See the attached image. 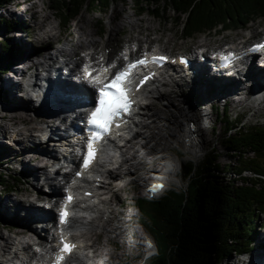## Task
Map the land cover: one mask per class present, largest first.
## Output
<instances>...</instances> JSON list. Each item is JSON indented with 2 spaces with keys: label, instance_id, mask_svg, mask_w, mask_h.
I'll list each match as a JSON object with an SVG mask.
<instances>
[{
  "label": "bare ground",
  "instance_id": "bare-ground-1",
  "mask_svg": "<svg viewBox=\"0 0 264 264\" xmlns=\"http://www.w3.org/2000/svg\"><path fill=\"white\" fill-rule=\"evenodd\" d=\"M35 9L34 4L30 5L28 10H24V14L29 13V11L32 10L34 13L33 16H37V18H35L38 27H44L46 23L50 26V29L45 31L44 36V38L48 37L49 45H53L55 42L60 43V39L64 35V27L62 23L60 26L56 25L54 21H50L52 18L50 17V14L46 13V16H41L40 13L42 12ZM38 14H40V16ZM80 22L81 25H77L70 35L73 37V40L67 39L64 45L55 49L53 48L50 53L53 60L57 62V64H60L61 71L64 72L63 74L66 75L67 79L60 83V88L63 90V98L56 102L51 101L52 106L45 111V115L50 116V120L46 122V126L40 124L37 126V122L34 121V119L37 120V118L35 116L31 118L30 113H28L30 106L26 102H23L22 96L19 95V85L12 79L14 76L11 77L10 73L4 72L3 74L6 77H1V82L3 83L2 88L6 90L9 99L6 97L7 99L5 100L7 101L4 102H6L7 107H5L4 113L0 114V135H9L12 127H17L22 123L28 126L36 123L35 126L26 129L23 133L21 131H16L17 138L15 143L19 142L17 144H19L22 151H29V154L26 155L31 156V159L44 162V165L39 167L46 168L44 171L39 172L42 173L45 178V184L48 185L49 189L54 191L55 197L53 196V198L49 196V194H43L42 196H38L35 201H30V206L28 207V205L25 206V203L28 199H31L34 191L22 190L21 194L23 195V198L8 201L9 205L14 204L15 206H23L24 208H22V212L20 210V215L16 213L11 214L12 219L16 220L19 224V228L12 229V234L9 235V237H6L5 235L3 236L0 233V253L5 255H7V253L11 255L14 254L12 253L14 251V245L19 240H22L20 237L33 234L39 238L41 246H43V254L37 259L38 264L48 263L53 257H55V254L58 251L56 243H58V235L61 229L59 226V213L61 212V205L66 201L68 190H70V192L75 191L79 199L75 208L76 218L71 222L70 227L72 226L71 228L76 229L84 228L89 241L86 248H83L84 246H82V250L72 258L68 264H88V260L92 261L93 264H113L114 260L118 257L116 256L114 259H111L113 261L109 262L107 259L110 258L109 256H111L113 252L105 250L104 247L101 249L102 247H99L100 242L92 240L94 234L104 233V235L111 239H119V236L122 235L126 239L131 238V244H135L132 228H129L130 234L125 232L127 230L125 229L127 224L126 219H124L125 215L122 213L119 214V212L115 210V206L119 204L117 203L118 199L115 196L98 200L97 202H99L100 205L99 209L94 211V213L98 215L93 218L91 222L84 221L88 216L87 210H89L90 206H94L90 205L91 200L88 199L85 201L84 192L94 191L93 189L98 182V178H102L104 175L100 173L101 171H98V168L93 173L84 174V180H78L77 178V173H80L82 168V152L88 140L85 133L87 128V122L85 120V116L88 113L87 107L93 102H96L94 90L87 88L84 89L83 87L81 88L77 84V68L79 67L80 62L87 58L85 53L80 57L82 54L77 50L78 47L79 49H84L86 47L84 52L93 51L96 56L104 55L108 60H112V56H115L118 53L116 46H119L122 39L120 38L121 32L126 31L128 28L131 29V33H134V31L137 30H139L140 34L148 32L146 35V41L145 38L138 39V43L133 49H126L125 53L127 54L129 51L131 58L134 59V55L142 50L143 46L140 47V43H149L151 35L157 32L158 29L155 28L150 21H135L132 17L122 18L119 23H114L110 28V32L108 33V44L105 47H110L111 51L107 52L105 55L97 49L100 45L99 42L93 38L95 31L90 28L88 21H85L83 17H80ZM17 34L18 35L15 36L18 45L24 46L32 42V36L30 33H27L28 36H22L21 33ZM254 35L255 36H251L249 40L244 41L243 44L248 43L251 38L259 37L260 34L255 32ZM83 36H85V39L82 38ZM34 38L35 42L44 41L42 36L40 37L37 35ZM130 38H132V36L128 39ZM114 44L116 46H114ZM196 45L199 51L193 50L187 55L193 62V65H191L192 69L185 70L180 64V57H178L176 64L169 66L171 71L165 72L167 77V79L165 78V88L159 93L162 102H156L152 107L150 105L147 113L148 121L147 119H144L140 124L137 122L136 127L138 128L139 126L141 132H138L136 128V132L132 137L130 144L125 147V150H121L123 151L122 156L124 157L123 162L121 161L123 166L121 165L115 172H110L108 174L110 182L101 183V187L98 186L96 191H102L107 196L114 192L112 189L116 187V181H120L123 186L125 181H127V177H130L132 180L134 179V182L131 183H137L140 181L142 184L151 180H156L157 177H160L162 180V178L167 175L171 176V179H173V173L175 171L170 173V168L172 167L173 162L176 160L179 161V159H183L189 155L194 157L201 154L204 143H208L207 138L211 135L210 131L212 130L215 134L218 119L217 117H214V106L215 104L221 105V103L218 102H227V104L223 105L224 107L231 105L233 108H237L243 105H249L248 101L251 99L252 104L255 105L252 108L253 110H256V114L264 112V73L253 74L252 79L251 77L247 80L242 78L247 71L246 69H252L255 67L254 65H251V61L256 60L257 64H259L258 66L264 67L258 62V56L251 55L247 57L246 62L238 66L236 65L231 70L233 73L229 75L230 70H223L220 68L219 59L215 58L216 53L213 55V58H210V45H208L207 41H200V43H197ZM136 46L139 47L135 49ZM127 61L128 59L124 56L119 58L116 62L118 68L125 67ZM17 62L14 61V63ZM14 63L12 62V64ZM249 65L251 66L249 67ZM66 70L70 72L68 75L66 74ZM18 72L19 70L13 73L18 74ZM202 85H204V87H201ZM193 87L198 95L203 94L205 97L204 100L201 98L199 101L201 105L204 103L202 114L198 113L199 109L194 107L193 100L188 95V90H191ZM165 89L168 91H165ZM76 92H78L80 96H78ZM256 96V99H252ZM212 100H218V102L214 103ZM163 101L165 102V105H162ZM160 104L161 106H158L159 108L154 110V108ZM206 120L208 126L202 127L200 122L201 124H204ZM183 122H191L192 127L190 129H185L182 124ZM42 129V135H39V137L47 138L48 135H50L48 142H46V144H50L49 149H44V143L37 142L35 136L31 134L32 131H41ZM185 132V136L190 138L187 140L179 139ZM140 140H142V142H139ZM212 152L213 149L206 154L204 153V156L207 157ZM103 157L105 159L104 161L107 163L110 160V162L113 163L114 155L110 148H104ZM124 166L126 167L125 169ZM39 172L37 173L39 174ZM139 172L146 175L138 177L137 175H139ZM36 185L37 188L44 184L37 182ZM60 187H63L64 191H61ZM165 188L167 187L164 186L163 188L159 187L156 189L163 190ZM142 189L144 190L145 188L142 187ZM45 200L49 201L42 206L40 203ZM88 205L90 206L88 207ZM86 207H88L87 210H84ZM120 207H123L124 209L126 208L124 205ZM45 209L48 211L53 210V213L57 210L56 212L59 214L58 219L53 223H47V221L41 223V214ZM81 210L84 211L82 212ZM135 217L137 216L133 215V218ZM54 229H56L55 232ZM64 234L68 236L69 231L64 232ZM261 236L262 246L255 252L257 255H254L252 260L248 259V256L244 254L239 257L238 261H234L233 258L228 264H256V261H258L259 264H264V235ZM83 244V241L79 242V245ZM125 244L126 247H128L130 242L127 241ZM84 250H89V253H91L90 255H93L92 258L87 260L85 258ZM0 264L4 263L0 261Z\"/></svg>",
  "mask_w": 264,
  "mask_h": 264
},
{
  "label": "trees",
  "instance_id": "trees-1",
  "mask_svg": "<svg viewBox=\"0 0 264 264\" xmlns=\"http://www.w3.org/2000/svg\"><path fill=\"white\" fill-rule=\"evenodd\" d=\"M12 1L16 0H0V8ZM162 1L179 14L177 22L183 35L190 38L218 28L220 31L244 29L264 16V0H133L137 12L153 7L151 13L156 17L163 12ZM109 2L48 0V6L62 15L60 20L64 25L82 5L98 9L105 8ZM2 25L12 32L27 29L26 24L4 20L0 22ZM14 44L8 43L1 49L0 66H6L18 55L20 48ZM226 124L227 130L236 131L225 143L241 162L237 175L247 171L264 174V128L237 133V125L231 118ZM217 158L216 153L204 156L198 167L186 163L181 168L182 174L173 177L171 189L151 190L133 199L130 209L133 215L140 216L137 228L146 234L148 243H137L138 256L132 264H212V255L221 262L255 249L253 235L257 219L264 214V185L256 180H247L242 185L225 180L220 175L226 169L216 164ZM178 167L176 160L170 173ZM2 186L5 183L0 176Z\"/></svg>",
  "mask_w": 264,
  "mask_h": 264
},
{
  "label": "rangeland",
  "instance_id": "rangeland-1",
  "mask_svg": "<svg viewBox=\"0 0 264 264\" xmlns=\"http://www.w3.org/2000/svg\"><path fill=\"white\" fill-rule=\"evenodd\" d=\"M35 5V8L37 10H40L41 16H46L47 14H50L52 17L50 21H54V23L58 26H60L61 23H59V20L61 18V14H58L53 8H50L48 6V0H16L10 2V4H7L6 6H3L0 8V22L1 21H8L12 23H22L26 24L27 26V33H31L32 30L36 29L37 26V16H33L34 13L33 11H29V13L24 14V10H28L30 5ZM164 7L163 12L160 17H156L154 13H151V10L153 7H148L143 11L142 13L137 12V9L134 5L133 0H110L109 4L105 8H98L89 6V5H82L76 12L75 14L70 17V20L67 24H62L63 25V37L60 39V43L53 44L52 48H58L64 43H66V40H70L73 37L70 36L72 34V30L77 27V25H81L80 22V17H83L85 21H88L89 26L91 29H93L95 32L93 34V38L96 39V41L99 42V52H102V54H107V52L111 51V48L108 47L106 48L105 46L108 44V37H109V32L110 28L114 25V23H119L122 18H128L132 17L133 20L135 21H150L154 25L155 28H157V32L153 33L150 37V42L149 43H140L142 47V50L138 51L136 55H134V59L140 58L144 56L147 52H155V51H165L168 54H172L174 58H178L179 55H188L191 51H199L197 48V43L201 42H206L208 45H210V53L211 56L210 58H213V55L216 53L215 58H218L219 51L220 50H225L229 47H234V46H240L243 44L244 41L249 40L251 36H255L254 33L258 32L260 35L259 37L256 38H251L248 43L245 45L247 47L260 42L261 40L264 39V17H260L257 19L255 22H252L250 24H247L246 28L247 30H229V31H224L223 29L220 31V28L218 30H214L212 32H205L202 34H197L190 37H185L183 34L182 26L178 24L177 20L179 19V14L176 13L172 8L168 7L167 4L162 1L161 5ZM35 9V10H36ZM47 13V14H46ZM40 14H38L40 16ZM46 25H48L46 23ZM5 25H2L0 27V51L1 49L8 43L11 45L14 44V42L17 41V38L15 35H18L17 33L19 32H12L10 30H7ZM131 29H127L124 32H121L120 34V44L119 46H116L118 53L115 56H112V60L115 58H122V53L125 54L126 49L130 48L133 49V47L138 43L137 40L139 39H144L146 41V35L148 32H145L144 34H140L139 30L134 31V33H131ZM130 36L132 38L128 39ZM145 36V37H144ZM19 37V36H18ZM85 39V36L82 37ZM19 39V38H18ZM15 40V41H14ZM73 40V39H72ZM155 40V41H154ZM154 41V42H153ZM199 41V42H198ZM18 42V41H17ZM136 46L135 49H137ZM86 48V47H85ZM84 48V49H85ZM84 49L78 47V50L80 54H82L80 57L83 56ZM161 49V50H160ZM261 61V60H260ZM8 64L11 66V63L8 62ZM261 64V63H260ZM251 65H254L252 69L248 68L246 69L245 75L242 76L245 80L248 78L253 77V74L256 73H264V67L258 66L256 60L251 61ZM249 65V67L251 66ZM258 68H257V67ZM0 114L4 113L5 107H7L5 99L8 98L6 90L2 88L3 83L1 82V79L6 77L4 74H2L3 71H7V64L6 66H0ZM83 67V60L80 62L79 67L77 68L78 71L80 69L82 70ZM77 71V72H78ZM171 69L169 70V72ZM2 77V78H1ZM238 77V76H237ZM4 87V86H3ZM201 87H204L202 85ZM176 89V88H173ZM165 91H168L165 89ZM251 93V91H250ZM216 94V93H215ZM188 95L190 98L193 100V104L195 108H198V113L202 114V109L204 107V103L202 105L200 104V100H204L203 94L198 95L196 91L194 90V87L191 90H188ZM216 96V95H215ZM7 97V98H5ZM9 99V98H8ZM212 102L216 103L218 100H212ZM211 102V103H212ZM249 105H243L241 107H246V109L250 110L248 112H244L245 114H242V117L240 118L241 120L238 121L237 124V115L235 108H233L231 105H229V116H227V119L230 120L231 122L237 125V133L241 131H248L249 133L255 129V128H264V112H261L260 114H256V110H253L252 107L255 105L252 104L251 99L248 101ZM209 103V102H208ZM207 103V104H208ZM221 103L220 109H221V115L224 116L223 110L225 107L223 106L222 102ZM162 105H165L164 101ZM209 105V104H208ZM220 105V104H219ZM157 105L155 109L159 108ZM202 106V107H201ZM206 106V105H205ZM163 107V106H162ZM224 107V108H223ZM227 107V106H226ZM239 108V107H237ZM236 108V109H237ZM204 110V109H203ZM214 117H217L218 115L215 111ZM226 115V113H225ZM201 117V116H200ZM199 120V119H197ZM148 121V119H147ZM32 125V124H31ZM226 121L224 122V125H221L219 121L217 120V130L215 134L210 131L211 135L210 137L207 138V144L204 143V147L202 149V153L196 156H186L183 159H179V167L178 170H176L173 174L176 178V176L181 175V168L184 166L186 163H191L193 166L198 167L200 163L202 162V158L207 152H210L213 149V152L210 153L209 155H213L216 153L218 155V158L216 159V164H219L221 169H226L225 174L220 175V177L226 178L225 180H234L237 181L238 185H242L243 182L245 181H257L259 182V179H256V176H252V171H247L242 174V176L237 175V170L239 167V164L241 162L239 161V158L237 156H234L233 152L228 150V146L225 143V140L228 136L236 134V131H230V133H224L223 134V129L226 128ZM213 135V136H212ZM10 134L5 135L1 134L0 135V176L3 178L5 186L0 187V233L1 235H5L6 237L12 234V229L19 228V224L17 223L16 220L12 219L13 213H16L20 215L22 212L23 206H15L9 205L8 201L9 200H14V199H21L23 198V195L21 194L22 190H33L34 194L31 196V199H28L26 201L25 206L28 205L30 206V201H35L38 196H42L43 194L55 197V193L53 190L49 189L48 185L45 184V178L43 177L42 171L45 170L46 167H39L44 165V162L36 161L31 159V156H27L26 154H29L28 152L22 151L20 146L17 144H13L10 139ZM138 142V141H137ZM139 142H142L140 140ZM138 142V143H139ZM53 144V142H52ZM51 144V145H52ZM6 145V146H4ZM44 149H49L50 144L44 143ZM168 146V144H167ZM24 152V153H23ZM205 153V154H204ZM208 155V156H209ZM207 156V157H208ZM249 157L253 156V154H248ZM149 157V156H148ZM178 158V157H177ZM257 158V156H255ZM263 160L264 157L262 156ZM126 167L124 166V169ZM40 171V172H39ZM39 172V174L37 173ZM178 173V174H177ZM146 174H142L139 172L138 177H143ZM39 176V178H38ZM127 181L122 186V183L120 181H116V187L113 188L112 190L115 191L116 196L118 197V201L122 203L124 202L123 205L126 207L125 209L120 206L122 204H118L116 207L119 208V211H121L125 216L124 219H126L127 224L126 228L127 229L125 232L129 233L130 227L133 230L134 238H135V244H131V238H124V236H119L118 238H108L106 235L103 234H94L92 237V240H96L97 242H100V248L108 251H112L113 254L109 256L107 260L109 262L113 261L111 259H114L116 256L118 257L117 259L114 260L113 264H132L131 262L136 261L138 253H137V243L141 244L142 242L148 243L147 236L144 232L138 230L137 228V221L139 217L133 218V213L130 209V207L133 205L135 198L140 197V193L142 192V188L139 185L140 181L137 183H131L134 182V179H130V177L126 178ZM173 179H171V176L167 175L164 176L161 180V178L157 177L155 180L154 186L156 185H162V188L165 186L168 189H171V184H172ZM41 182L42 186L36 188V183ZM127 182V183H126ZM183 182V179H182ZM131 183V184H129ZM129 184V185H128ZM263 184V183H262ZM264 185V184H263ZM10 188H13L10 190ZM61 191H64L63 187H60ZM152 189V188H150ZM149 189V190H150ZM53 197V198H54ZM49 201V200H48ZM47 200L43 202H39L42 206L48 203ZM50 207V206H49ZM52 207V206H51ZM114 209V207L112 206ZM21 210V212H20ZM117 210V209H115ZM57 211V210H56ZM54 212L53 210L48 211L44 210L42 211L41 214V223L44 221L47 223H53L55 222L56 219H58V212ZM120 214V213H119ZM21 217V216H20ZM38 225V224H37ZM42 225V224H39ZM56 229H54L55 232ZM96 231V230H95ZM94 231V232H95ZM98 232V231H97ZM124 232V233H125ZM130 234V233H129ZM261 235H264V214L258 217L257 219V227L255 229V233L253 237L255 238L254 240V247L255 249L253 250V253L256 252L259 247L262 245V239ZM122 237V238H121ZM110 240V241H109ZM129 241L130 245L126 247L125 242ZM110 242V243H109ZM117 253V254H116ZM120 256V257H119ZM238 261V257H236V254L233 255V257H229V260ZM212 264H228L229 260L225 259L223 262H218L217 257L212 255ZM230 261V262H231ZM229 262V263H230Z\"/></svg>",
  "mask_w": 264,
  "mask_h": 264
},
{
  "label": "snow or ice",
  "instance_id": "snow-or-ice-1",
  "mask_svg": "<svg viewBox=\"0 0 264 264\" xmlns=\"http://www.w3.org/2000/svg\"><path fill=\"white\" fill-rule=\"evenodd\" d=\"M257 47H264V45H258ZM160 59H166L161 57ZM146 64L145 59L136 61L134 64L130 65L128 69L123 72H117L110 83L105 84L100 90L101 99L99 101L100 107L92 113V123L101 129V132L94 133L91 141L88 144V154L84 160V166L88 167L91 159L94 158L93 144L100 139L101 133H106L109 130V125H111L115 118L121 113L130 112L131 110V79H130V69L135 68L138 65ZM147 77H145V80ZM144 81H141V84ZM139 87V86H138ZM110 94V95H109ZM102 121V123H98ZM117 127L119 125H116ZM162 187V185H156L152 190ZM71 199V198H69ZM66 213L61 214L62 222ZM61 256L57 257L56 264H60L63 259V253L71 252L74 245H69L63 237H61Z\"/></svg>",
  "mask_w": 264,
  "mask_h": 264
}]
</instances>
